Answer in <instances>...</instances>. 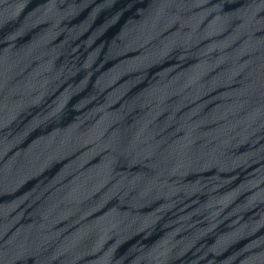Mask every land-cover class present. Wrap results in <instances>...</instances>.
Instances as JSON below:
<instances>
[{
	"label": "water",
	"instance_id": "1",
	"mask_svg": "<svg viewBox=\"0 0 264 264\" xmlns=\"http://www.w3.org/2000/svg\"><path fill=\"white\" fill-rule=\"evenodd\" d=\"M263 102L264 0H0V264Z\"/></svg>",
	"mask_w": 264,
	"mask_h": 264
}]
</instances>
